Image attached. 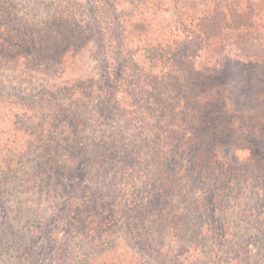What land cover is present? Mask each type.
I'll return each instance as SVG.
<instances>
[{"label": "trees", "instance_id": "trees-1", "mask_svg": "<svg viewBox=\"0 0 264 264\" xmlns=\"http://www.w3.org/2000/svg\"><path fill=\"white\" fill-rule=\"evenodd\" d=\"M41 1L20 7L0 0V193L14 198L1 200L8 222L0 224V264H126L120 256L136 264L146 257L264 264L261 210L246 204L247 211L230 212L239 208L230 200L244 195L248 168L221 166L210 149L219 138L236 140L264 177L257 136L264 131V59L256 69L242 62L186 68L191 31L200 29L204 46L192 61L216 62L212 38L219 43L242 15L230 8L231 22L218 4L177 28L159 19L163 0H144V19L136 10L120 16L113 0ZM261 1L248 0L244 26L259 25L256 16L264 27V4L252 5ZM33 4L43 6L39 13ZM230 100L254 116L226 112ZM218 192L226 193L222 228L210 210ZM44 201L54 216L64 215L56 254L36 241ZM9 218L22 224L20 234Z\"/></svg>", "mask_w": 264, "mask_h": 264}, {"label": "rangeland", "instance_id": "rangeland-1", "mask_svg": "<svg viewBox=\"0 0 264 264\" xmlns=\"http://www.w3.org/2000/svg\"><path fill=\"white\" fill-rule=\"evenodd\" d=\"M16 5H22L27 0H12ZM41 1V0H40ZM97 1V0H96ZM116 4L118 13L120 16H123L124 14L130 13L133 10L138 11L137 16L138 18H142L144 16V0H113ZM143 1V2H142ZM161 1V0H160ZM142 2L143 4H141ZM43 3V1H41ZM257 3L264 4V0L261 2H252L253 6H256ZM219 4V7L216 5ZM36 4H33L30 8L31 11L35 7L38 8V13L40 8H43V6H35ZM220 14L224 15L227 14V18L231 20L234 17V13L230 12L229 9L232 8L234 11L236 10L237 14L240 13L242 15L239 19H237V22H232L234 27H231V24L229 25V28L223 30V34L221 35L223 38L220 40V42H217V38H212V46H210V52H213L214 54H218L219 57L216 59V62H207L204 58L197 59V62H193L197 56H202L204 51V46L201 43V34L199 30L191 31V37L190 41L191 44L189 45V57L186 58V68L190 65H195L196 68L199 71H202L205 68H208L210 65V68H214L215 66H221L219 63L223 62L225 64L233 63V62H242L244 66L248 69H256L255 63L257 61L264 59V27H260V22L256 16L254 18H251L253 24L259 23V25L250 26L245 25V19L243 15L247 16V13L250 11L249 6H251L248 2V0H163V7L162 13L159 15V19L164 20L168 22V24L175 25L177 28H179V22L180 24L184 25L185 23H189L187 21L189 18H196L197 16H202L204 14H208L207 8H212L210 10V13L216 9ZM42 10V9H41ZM35 13L32 12V14ZM23 13L19 14V17H22ZM231 15V16H230ZM249 18V17H247ZM144 19V18H142ZM264 20V19H263ZM112 27L114 31L113 40L111 44L114 46L112 47L114 50L113 52L117 54V35L115 34V31L117 29L116 27V21L113 19L112 16ZM181 25V26H182ZM94 26V25H93ZM174 26V27H175ZM190 28L193 27L190 24H187ZM181 28V27H180ZM95 29V36H94V47H95V57L97 59L96 62H101L103 60V50H102V43L98 37L99 30ZM154 31V30H153ZM181 37V33H180ZM132 50V49H131ZM133 49L132 51H134ZM117 57V55H115ZM140 55V59H141ZM117 59H119V63H123V59L118 56ZM118 62V61H117ZM247 63V64H245ZM131 65V64H130ZM253 74L250 75V78H253ZM104 84H108L107 81L104 82ZM240 86H244L241 89L246 90V83H241ZM222 108V107H221ZM224 110L228 113H238L242 115L245 119H249L252 116H254L255 110H250L248 106L246 108L240 104H235L232 100L227 101L226 105L224 106ZM146 131L144 130V137ZM258 141L260 142L259 145V154L264 158V131H259L257 133ZM147 139V138H146ZM146 145L144 144V153L146 149ZM210 149L212 151V156L215 162L220 164L221 166H224L229 169H236L237 171H243L248 168L247 172L245 173V186H244V195L239 198V201L235 200L236 194L232 197L231 206L235 207L236 205H239V208L237 210H230L231 213H235L237 211L245 212L248 210V207L246 204H250L251 206H254L255 208H259L261 210V216L263 215L262 219L264 220V177L262 176V173L257 168H251V162L250 157L245 149L244 145L237 142L236 140H230V139H222L219 138L215 143H213L210 146ZM179 162H181V159H178ZM200 178H202V175H199ZM88 176H86L85 180L86 183ZM204 180V178H203ZM211 179H205V183L209 184ZM239 179H237L234 183H238ZM244 183V180L242 181ZM247 183V184H246ZM231 187L234 185H230ZM208 187V185H206ZM2 187H0L1 191ZM6 193V192H4ZM4 193H0V224H4L8 222L6 219L5 210H3L1 200L5 201V205L10 204L9 200H14L13 197L9 194V196H5ZM204 193V191H202ZM219 198H216L212 204H210V210L212 213H214L212 216L214 220H216L217 225L219 228H222L224 225V218L225 213H223V206L221 205V201L224 199L226 193H219ZM243 198V200H241ZM241 200V201H240ZM45 202V201H44ZM50 204V203H48ZM46 202L43 204L44 210V216L43 218H40L38 220V231H37V243L38 248L41 249V252L44 250H48V248H55V253H58V251L61 248V241L64 237V221L63 216H61V213L57 215H53V209L52 206L49 207ZM244 207V208H242ZM61 212V211H60ZM20 218H24L21 217ZM26 218L28 216L26 215ZM9 224L14 226V231H18L20 234V229L23 227L21 223L18 221H14V219L9 218ZM27 226V225H26ZM58 239V242H54ZM130 249H136L137 251H141L138 248L137 244H134L133 242H128ZM127 246V245H126ZM127 248V247H126ZM120 251L118 253H125L123 251V248H119ZM127 251V249H126ZM123 259L126 258V264H136L135 260L131 262V259L126 256H120ZM1 261H4L2 259ZM48 263V261H46ZM150 262V263H149ZM2 264V263H1ZM121 264V263H120ZM140 264H155L152 261H149L147 259L144 262V258L141 259Z\"/></svg>", "mask_w": 264, "mask_h": 264}]
</instances>
